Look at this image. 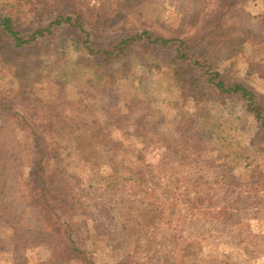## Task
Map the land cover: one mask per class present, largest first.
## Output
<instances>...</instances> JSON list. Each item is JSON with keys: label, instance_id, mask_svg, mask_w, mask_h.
Here are the masks:
<instances>
[{"label": "trees", "instance_id": "trees-1", "mask_svg": "<svg viewBox=\"0 0 264 264\" xmlns=\"http://www.w3.org/2000/svg\"><path fill=\"white\" fill-rule=\"evenodd\" d=\"M198 1L113 0L92 23L80 0H0V264H264V93L242 80L264 0H200L205 28ZM65 62L40 125L26 92ZM155 106L185 123L160 130Z\"/></svg>", "mask_w": 264, "mask_h": 264}, {"label": "rangeland", "instance_id": "rangeland-1", "mask_svg": "<svg viewBox=\"0 0 264 264\" xmlns=\"http://www.w3.org/2000/svg\"><path fill=\"white\" fill-rule=\"evenodd\" d=\"M130 1L132 2V5L136 7L137 5L147 3L149 0H130ZM80 3H84L85 5L89 6L83 14L92 23L98 21L99 19L101 21V19L106 18L105 17L106 12H108L112 8V5L114 4L113 0H80ZM196 4L197 5H195L193 11L200 18L197 24H199L202 28H205L207 26V23L210 22V19L213 17L215 12H213V9L208 3H205L199 0L198 3ZM249 10H250L249 8H246V9L242 8L238 10L237 12L233 14L234 16L232 20L249 22L251 18V14H252ZM132 18L135 20L134 17ZM127 21L129 23L128 30H130V32L131 31L134 32L135 30L140 31V28L142 27V25H139L138 28L136 29L134 22H131L128 20V18H126V22ZM94 35H97V34H94ZM103 35H104V32L103 34H101V36ZM105 36H107L108 38H112V39L118 38L117 33L111 32V30H109L108 28L105 31ZM102 38L103 37H100V35L93 36L91 40L102 41ZM103 40L106 41L105 39ZM220 42H221V38L219 37V38L214 39L213 44L214 46H218L216 44H219ZM49 46L51 47L52 44H50ZM255 53H261V56L254 59L252 63L249 64L248 68L246 69L247 76L243 77L242 80L245 82H248L251 86H253L255 91L257 92L260 91L264 93V50H262L261 46H258L255 50ZM69 66L70 64L68 62H65L62 66H60V68L52 69L51 72L46 74L47 76H49V80L46 79L41 84H38L36 87L30 88L29 91L26 92L30 96V98H33L35 100L34 104L38 105V110H37V113L35 114L36 123L38 122V124L43 125L45 121L48 122L47 118L49 119L52 118L51 114L49 113L52 112L54 108L57 107V104L53 101V98H54L53 96L55 93L54 91L56 88V81H64L63 83H66L69 81V79L66 78L67 75H65L67 73L66 69ZM139 71L140 69L138 66V62H135L133 66L131 67V74L133 76H140ZM159 78L160 77H158L157 79ZM97 91L98 90L95 88L94 92H97ZM207 109L208 108L206 107V109L201 111L202 117L208 114L209 111ZM151 114L158 120V125L160 127V130L162 131H171L173 129L180 128L185 123L183 121L184 119L183 117H179V116L176 117L175 115H172V113L169 112L164 107L163 108L158 107V106L153 107V109L151 110ZM217 118H218L217 115L212 116L213 121H215ZM62 135L63 137L67 138V140H71V141H74L77 138L76 133L72 131H68V130H64L62 132ZM236 135L239 136L238 143H240V145L245 144V141L248 138H250L248 136L243 135L242 131L241 132L238 131ZM211 137H212L211 134H206V136L203 138V143L208 142L209 144L213 142L210 139ZM245 148H247V146L246 147L243 146L242 150H244ZM262 159L263 158H258L257 160L258 162H260ZM63 188L66 191L71 190V187H67L66 185H63ZM171 211H172L173 222L177 226L181 228L188 224L190 219L188 215L186 214V212H184L181 208L180 209L173 208L171 209ZM126 238L130 239L129 236H127ZM121 239H123V234L121 235ZM25 250L26 249H23V254L18 256V259H17L18 264H26V262L28 261V257H27L28 254L24 253Z\"/></svg>", "mask_w": 264, "mask_h": 264}]
</instances>
